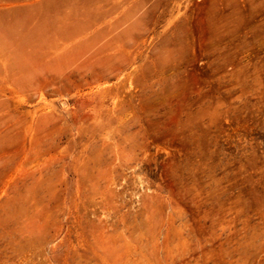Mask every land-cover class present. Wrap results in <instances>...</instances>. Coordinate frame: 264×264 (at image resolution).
<instances>
[{
  "label": "rangeland",
  "instance_id": "obj_1",
  "mask_svg": "<svg viewBox=\"0 0 264 264\" xmlns=\"http://www.w3.org/2000/svg\"><path fill=\"white\" fill-rule=\"evenodd\" d=\"M0 264H264V0H0Z\"/></svg>",
  "mask_w": 264,
  "mask_h": 264
}]
</instances>
